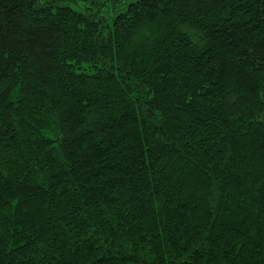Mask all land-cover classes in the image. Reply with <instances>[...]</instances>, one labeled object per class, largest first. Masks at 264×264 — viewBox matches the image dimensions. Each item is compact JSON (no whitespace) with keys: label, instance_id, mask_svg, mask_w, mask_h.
Masks as SVG:
<instances>
[{"label":"trees","instance_id":"16d2710c","mask_svg":"<svg viewBox=\"0 0 264 264\" xmlns=\"http://www.w3.org/2000/svg\"><path fill=\"white\" fill-rule=\"evenodd\" d=\"M0 264H264V0H0Z\"/></svg>","mask_w":264,"mask_h":264}]
</instances>
